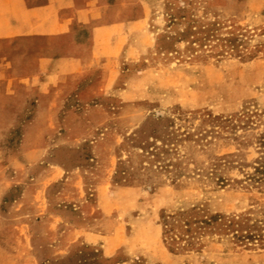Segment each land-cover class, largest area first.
Masks as SVG:
<instances>
[{"label":"rangeland","instance_id":"rangeland-1","mask_svg":"<svg viewBox=\"0 0 264 264\" xmlns=\"http://www.w3.org/2000/svg\"><path fill=\"white\" fill-rule=\"evenodd\" d=\"M137 2L118 0L119 21L146 24L103 65L52 111L33 91L17 124L0 127L7 176L25 170L0 184V250L14 264H264V247L197 225H176L171 251L161 219L264 207V0ZM29 141L40 161L26 160ZM49 171L60 179H40ZM28 189L45 214L20 206ZM88 225L101 243L61 254Z\"/></svg>","mask_w":264,"mask_h":264},{"label":"crops","instance_id":"crops-1","mask_svg":"<svg viewBox=\"0 0 264 264\" xmlns=\"http://www.w3.org/2000/svg\"><path fill=\"white\" fill-rule=\"evenodd\" d=\"M128 1L132 5L138 3V0ZM117 2L0 0L1 129L17 124L33 91H36L39 106L50 104L52 111L53 103L65 91L79 85L92 70L105 63L107 52L118 51L132 31L144 27L146 17L120 23ZM22 144L29 163L40 161V146L26 150V145L31 142ZM6 169V162L0 156V184L21 183L23 168L19 166L12 179L7 176ZM59 177L57 172L49 171L40 179L47 178V184H51ZM31 191L25 192L20 206L33 207L38 217L46 213L47 207L42 197L38 202H29ZM51 229L49 226V242L53 243ZM76 243L97 246L101 242L99 236L90 231L89 225L83 229L73 228L64 237L60 253L66 254ZM105 255L111 253L105 252ZM11 259L15 258L0 250V264H14L15 260Z\"/></svg>","mask_w":264,"mask_h":264},{"label":"trees","instance_id":"trees-1","mask_svg":"<svg viewBox=\"0 0 264 264\" xmlns=\"http://www.w3.org/2000/svg\"><path fill=\"white\" fill-rule=\"evenodd\" d=\"M192 212H195V209L189 211L171 210L169 213L164 212L162 214L164 238L169 250L172 251L171 246H174L177 240L181 239L180 236L172 233L174 228L179 226V232L183 228L189 232L194 225H197L199 230L208 228L220 235H232L234 243L246 249H253L256 246L264 247V207L259 210H252L246 215L232 218L206 215L202 217L205 219L198 220L191 214Z\"/></svg>","mask_w":264,"mask_h":264}]
</instances>
